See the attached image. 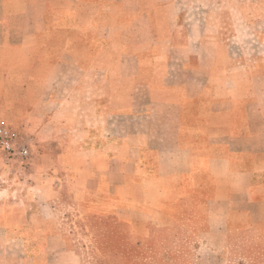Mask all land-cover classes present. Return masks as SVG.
Returning <instances> with one entry per match:
<instances>
[{
	"label": "crops",
	"instance_id": "obj_1",
	"mask_svg": "<svg viewBox=\"0 0 264 264\" xmlns=\"http://www.w3.org/2000/svg\"><path fill=\"white\" fill-rule=\"evenodd\" d=\"M258 9L226 1L217 19L206 1L0 0V122L32 152L24 168L0 156V264L71 254L66 192L133 236L201 197L207 234L264 237Z\"/></svg>",
	"mask_w": 264,
	"mask_h": 264
},
{
	"label": "rangeland",
	"instance_id": "obj_2",
	"mask_svg": "<svg viewBox=\"0 0 264 264\" xmlns=\"http://www.w3.org/2000/svg\"><path fill=\"white\" fill-rule=\"evenodd\" d=\"M186 1L211 2L213 16L217 19L223 2H235ZM246 1L254 2L259 8L263 18L255 29L264 36V0ZM196 11L199 15L204 10ZM246 12L237 15L244 18ZM240 30L251 32L252 27L243 22ZM7 124L14 127L11 121ZM70 197L71 194L66 192L57 213L58 227L71 254L63 252L54 260V264H264L263 236L258 238L252 233L234 232L229 235L227 244L220 232L207 234L210 219L207 210L213 206L208 207L204 198L200 197L196 206L191 208L185 205L171 206L167 211L175 215L172 224L164 217L160 221L150 222L148 235L133 236L126 222L113 215L102 216L100 219L91 213L87 214V206L80 208ZM32 252L37 256L43 255L41 248L32 249Z\"/></svg>",
	"mask_w": 264,
	"mask_h": 264
},
{
	"label": "built area",
	"instance_id": "obj_3",
	"mask_svg": "<svg viewBox=\"0 0 264 264\" xmlns=\"http://www.w3.org/2000/svg\"><path fill=\"white\" fill-rule=\"evenodd\" d=\"M31 154V146L23 134L5 121L0 122V156L6 162L24 167Z\"/></svg>",
	"mask_w": 264,
	"mask_h": 264
},
{
	"label": "trees",
	"instance_id": "obj_4",
	"mask_svg": "<svg viewBox=\"0 0 264 264\" xmlns=\"http://www.w3.org/2000/svg\"><path fill=\"white\" fill-rule=\"evenodd\" d=\"M101 219V218H100Z\"/></svg>",
	"mask_w": 264,
	"mask_h": 264
}]
</instances>
